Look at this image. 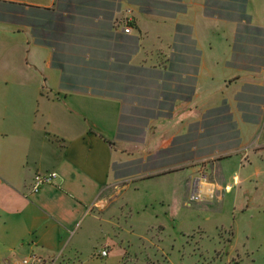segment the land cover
<instances>
[{"label":"crops","instance_id":"1","mask_svg":"<svg viewBox=\"0 0 264 264\" xmlns=\"http://www.w3.org/2000/svg\"><path fill=\"white\" fill-rule=\"evenodd\" d=\"M0 1L42 9L59 4ZM134 7L133 35L101 26L96 35L104 47L109 41L110 51L95 53L107 70L137 76L152 70L166 80L167 101L159 99V114L146 123L154 112L148 98L123 114L120 99L100 92L106 86L55 64L60 57L51 38L71 42L63 35L69 27L54 34L42 27L39 43L32 27L13 32L0 23V45L21 52L0 57V264L64 257L93 237L110 245L101 224H110L113 189L122 196L172 176L178 197L187 198L199 163L237 158L242 169L254 162L264 169V0H138ZM140 80L137 97L151 95L152 82ZM37 173L56 179L32 193Z\"/></svg>","mask_w":264,"mask_h":264},{"label":"rangeland","instance_id":"2","mask_svg":"<svg viewBox=\"0 0 264 264\" xmlns=\"http://www.w3.org/2000/svg\"><path fill=\"white\" fill-rule=\"evenodd\" d=\"M137 4L138 0H59L57 7L43 13L0 5V23L13 27V32L32 27L33 39L39 42L37 33L41 28L33 30L37 27L33 22L45 23L56 15L64 17L60 24L69 27V31L63 35L71 42L63 41L60 36L51 38L52 49L60 57L55 64L62 63L67 75L78 74L83 78L86 72L90 84L106 86L100 92L120 99L123 114L132 105L142 107L141 101L148 98L153 102L150 107L154 112L148 113L149 117L143 121L146 123L150 121L148 118L159 114L156 112L159 99L162 103L167 101L166 80L152 70L137 76L126 69L107 70L106 63H97L104 59L97 53L110 51L109 41H104L107 43L104 47L103 39L96 35L103 30L101 26L112 27L115 13L121 7ZM0 47L1 58L21 54L4 44ZM86 56L89 58L85 62ZM0 66L4 64L1 62ZM107 75L112 79H107ZM124 75L130 78H122ZM142 78L152 82V93L137 97L135 89L141 86ZM193 157L190 154L184 158ZM212 162L197 164L199 172L190 181L192 186L194 180L204 177L214 189L212 198L206 196L198 202L179 198L182 191L177 188L178 183L177 192L174 191L169 180L172 176L150 181L138 191L130 190L122 196V190H111L110 226H101L105 227V234L108 230L112 243L103 246L101 239L95 241L93 237L91 243L86 240L81 251L64 256L65 264H264V169L256 162L252 166L242 163V169L237 158ZM99 215L103 216L104 212L100 211ZM103 250L106 257L99 256Z\"/></svg>","mask_w":264,"mask_h":264},{"label":"built area","instance_id":"3","mask_svg":"<svg viewBox=\"0 0 264 264\" xmlns=\"http://www.w3.org/2000/svg\"><path fill=\"white\" fill-rule=\"evenodd\" d=\"M135 27V12L130 6H123L116 13L113 21H112V29L115 33H119L123 36H131L133 35ZM56 179L55 173H37L33 176V186L32 193L37 192L42 186L49 185L54 182ZM203 184H207L211 187V191L207 192L202 187ZM214 194V189L212 185L206 183V178H201L199 180H194L192 186L190 188V192L188 195V201L198 202L204 199V197L212 198ZM100 257H106V251L99 252ZM65 258L60 255H53L50 257H40L37 255H30L26 258L20 260L18 264H65Z\"/></svg>","mask_w":264,"mask_h":264},{"label":"trees","instance_id":"4","mask_svg":"<svg viewBox=\"0 0 264 264\" xmlns=\"http://www.w3.org/2000/svg\"><path fill=\"white\" fill-rule=\"evenodd\" d=\"M0 5H6V6H9V7H12V8H19V9H22L23 11H26V10H30V11H33V12H49L51 11L50 9H42V8H38V7H32V6H26V5H21V4H15V3H7V2H1L0 1ZM115 9V8H114ZM64 17H59V15H56L55 17H52L50 20H47V22L45 23H39L41 25V27H38V23L37 21H34V25L37 27H33L34 29L35 28H41L40 29V32H38V36H39V43H41L42 40H44L45 38L42 37V27H51V31H52V34H54L53 30L56 28V27H59L61 26L60 22H62L64 19Z\"/></svg>","mask_w":264,"mask_h":264}]
</instances>
